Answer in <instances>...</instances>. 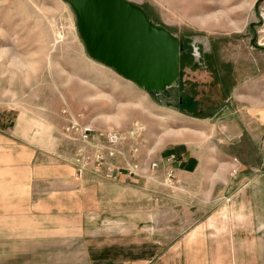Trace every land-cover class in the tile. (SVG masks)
<instances>
[{
    "label": "rangeland",
    "instance_id": "374dc122",
    "mask_svg": "<svg viewBox=\"0 0 264 264\" xmlns=\"http://www.w3.org/2000/svg\"><path fill=\"white\" fill-rule=\"evenodd\" d=\"M128 1L152 25L178 38L175 83L148 91L94 59L66 0H0V111L18 113L56 139L71 117L101 130L140 123L147 128L144 150L152 158L178 142H194L200 149L210 144V160L195 174L174 173L169 179L164 171H151L126 192L101 191L102 207L115 219H125L131 232H142L166 250L222 204L219 188L205 208L202 195L196 196L213 190L206 181L232 172L221 170L218 122L209 129L201 119L224 112L226 104L233 107L226 100L244 81L251 82L243 70L264 66V0ZM63 148L69 153L72 147Z\"/></svg>",
    "mask_w": 264,
    "mask_h": 264
},
{
    "label": "crops",
    "instance_id": "0c3cea01",
    "mask_svg": "<svg viewBox=\"0 0 264 264\" xmlns=\"http://www.w3.org/2000/svg\"><path fill=\"white\" fill-rule=\"evenodd\" d=\"M243 71L251 82L226 100L233 107L226 104L224 112L201 119L209 129L218 122L221 170L232 172L206 181L213 190L196 196L202 195L205 208L219 188L222 204L166 250L102 207L101 191L126 192L146 177H121L113 184L77 180L62 160L70 155L63 148L69 143L60 145V138L18 113L0 111V264H264V66ZM198 147L178 142L150 156L159 165L155 172L197 173L213 149ZM144 149L140 159L147 157Z\"/></svg>",
    "mask_w": 264,
    "mask_h": 264
},
{
    "label": "water",
    "instance_id": "95a60500",
    "mask_svg": "<svg viewBox=\"0 0 264 264\" xmlns=\"http://www.w3.org/2000/svg\"><path fill=\"white\" fill-rule=\"evenodd\" d=\"M78 17L89 54L148 91H164L179 78L180 43L152 25L128 0H66Z\"/></svg>",
    "mask_w": 264,
    "mask_h": 264
},
{
    "label": "built area",
    "instance_id": "2783aa9c",
    "mask_svg": "<svg viewBox=\"0 0 264 264\" xmlns=\"http://www.w3.org/2000/svg\"><path fill=\"white\" fill-rule=\"evenodd\" d=\"M264 20V15H263ZM80 116L71 117L60 132V145L71 144V152L62 160L75 171L77 180L87 177L117 182L123 176L128 178L147 177L159 167L150 156L140 159L145 144L147 128L134 123L127 129L101 130L80 121ZM175 171L169 170L168 178Z\"/></svg>",
    "mask_w": 264,
    "mask_h": 264
},
{
    "label": "flooded vegetation",
    "instance_id": "af4514ba",
    "mask_svg": "<svg viewBox=\"0 0 264 264\" xmlns=\"http://www.w3.org/2000/svg\"><path fill=\"white\" fill-rule=\"evenodd\" d=\"M250 29L254 32V24H250ZM252 43H254V42H252Z\"/></svg>",
    "mask_w": 264,
    "mask_h": 264
},
{
    "label": "trees",
    "instance_id": "16d2710c",
    "mask_svg": "<svg viewBox=\"0 0 264 264\" xmlns=\"http://www.w3.org/2000/svg\"><path fill=\"white\" fill-rule=\"evenodd\" d=\"M184 104V103H183Z\"/></svg>",
    "mask_w": 264,
    "mask_h": 264
}]
</instances>
